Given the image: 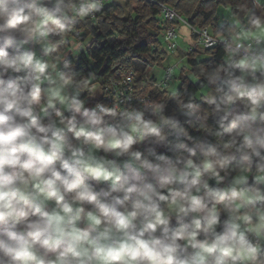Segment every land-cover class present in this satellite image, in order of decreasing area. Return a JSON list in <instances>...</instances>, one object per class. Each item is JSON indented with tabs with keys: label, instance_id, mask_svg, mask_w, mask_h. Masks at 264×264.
I'll use <instances>...</instances> for the list:
<instances>
[{
	"label": "clouds",
	"instance_id": "1",
	"mask_svg": "<svg viewBox=\"0 0 264 264\" xmlns=\"http://www.w3.org/2000/svg\"><path fill=\"white\" fill-rule=\"evenodd\" d=\"M0 264H264V0H0Z\"/></svg>",
	"mask_w": 264,
	"mask_h": 264
}]
</instances>
